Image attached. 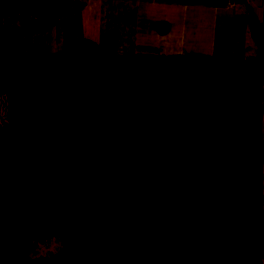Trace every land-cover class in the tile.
Instances as JSON below:
<instances>
[{
	"label": "trees",
	"instance_id": "1",
	"mask_svg": "<svg viewBox=\"0 0 264 264\" xmlns=\"http://www.w3.org/2000/svg\"><path fill=\"white\" fill-rule=\"evenodd\" d=\"M233 54L0 55V264H259L264 38ZM166 192L162 199L150 196Z\"/></svg>",
	"mask_w": 264,
	"mask_h": 264
},
{
	"label": "crops",
	"instance_id": "2",
	"mask_svg": "<svg viewBox=\"0 0 264 264\" xmlns=\"http://www.w3.org/2000/svg\"><path fill=\"white\" fill-rule=\"evenodd\" d=\"M258 1L0 0V55L69 53L68 40L85 38L107 46L111 53H141L136 50L155 49L162 40L183 36L193 41L191 50L204 49L202 45L213 39L215 48L209 49L215 53L200 54L241 55L235 53L247 47L246 11L259 8ZM217 26L224 29L222 33ZM7 108L0 90V123Z\"/></svg>",
	"mask_w": 264,
	"mask_h": 264
},
{
	"label": "rangeland",
	"instance_id": "3",
	"mask_svg": "<svg viewBox=\"0 0 264 264\" xmlns=\"http://www.w3.org/2000/svg\"><path fill=\"white\" fill-rule=\"evenodd\" d=\"M234 5V4H233ZM244 5V4H243ZM258 7L255 10H252L251 7H248L247 9V14L249 16L248 19V23H250L251 17H255L256 18V27H257V36L260 39L264 38V3L263 1H258ZM192 23V22H189ZM223 28L220 27H216V31H223ZM248 33L246 35L247 37V47L244 48L243 52L238 51V53L235 54H241V55H236V56H240V57H246L249 56L250 54H253L256 49V43H255V39L252 35V31L250 29V27L247 29ZM222 33V32H221ZM184 39H178L176 37H173V39L175 40H171L170 42H166L165 40H162V43H157L156 47H161L160 49H157L155 47L152 48L150 47L149 49H145L142 51H138L136 50V52H148V51H152V52H157V53H166V54H170V53H184L187 55H192V54H197V53H205V52H211V53H215V50H211L209 48H215V42L213 44V39L212 41H209V44L206 45H202L204 49H189V45L193 43V41L189 39H185L186 37L183 36ZM88 39V38H85ZM91 41H94L92 39H89ZM200 41H203V38L200 39ZM95 42V41H94ZM165 42V43H164ZM201 44V43H200ZM180 45L183 48H179ZM179 46V47H178ZM107 47V46H106ZM108 48V47H107ZM202 48V47H201ZM154 49V50H153ZM163 51V52H160ZM205 51V52H204ZM219 51L217 50L216 53H218ZM262 106H263V116H262V130H261V139L262 142L264 143V91L262 94ZM261 166L264 172V155L261 159ZM263 190H264V183H263ZM150 191V196L152 197V199H155L156 197H161V193L155 194L154 192L156 191V188H149ZM167 193L166 192H162V199H164V197H166ZM64 247V242L62 240L61 237L56 236L52 233H50L46 238H41L38 240H34L30 246V251L28 253V256L26 258V262L27 264H60L57 261V254L58 252L63 249ZM258 263L259 264H264V250L259 254L258 256Z\"/></svg>",
	"mask_w": 264,
	"mask_h": 264
}]
</instances>
